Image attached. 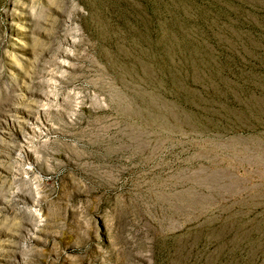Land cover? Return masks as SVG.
Wrapping results in <instances>:
<instances>
[{
    "label": "rangeland",
    "instance_id": "374dc122",
    "mask_svg": "<svg viewBox=\"0 0 264 264\" xmlns=\"http://www.w3.org/2000/svg\"><path fill=\"white\" fill-rule=\"evenodd\" d=\"M0 264H264V0H0Z\"/></svg>",
    "mask_w": 264,
    "mask_h": 264
}]
</instances>
